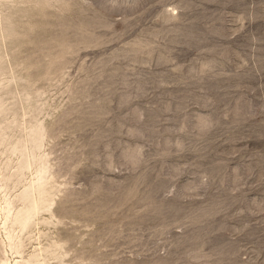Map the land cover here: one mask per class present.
<instances>
[{
    "label": "rangeland",
    "instance_id": "obj_1",
    "mask_svg": "<svg viewBox=\"0 0 264 264\" xmlns=\"http://www.w3.org/2000/svg\"><path fill=\"white\" fill-rule=\"evenodd\" d=\"M0 264H264V0H0Z\"/></svg>",
    "mask_w": 264,
    "mask_h": 264
}]
</instances>
